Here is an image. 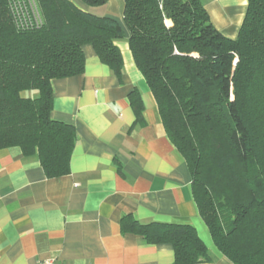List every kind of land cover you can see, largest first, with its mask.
I'll list each match as a JSON object with an SVG mask.
<instances>
[{
    "label": "trees",
    "instance_id": "obj_1",
    "mask_svg": "<svg viewBox=\"0 0 264 264\" xmlns=\"http://www.w3.org/2000/svg\"><path fill=\"white\" fill-rule=\"evenodd\" d=\"M35 1L41 24L28 27L0 0V150L37 158L48 179L69 175L77 133L52 118V83L84 73L88 45L121 79L116 43L127 39L215 247L233 264H264V0H248L235 39L214 26L201 0H123V24L71 0ZM130 103L142 124L140 95ZM121 231L172 246L173 264L213 260L191 225L126 215Z\"/></svg>",
    "mask_w": 264,
    "mask_h": 264
},
{
    "label": "crops",
    "instance_id": "obj_2",
    "mask_svg": "<svg viewBox=\"0 0 264 264\" xmlns=\"http://www.w3.org/2000/svg\"><path fill=\"white\" fill-rule=\"evenodd\" d=\"M71 1L123 24V0L101 7ZM201 2L214 26L237 38L248 0ZM116 45L124 61L121 79L88 45L84 73L52 83V118L77 133L69 175L48 179L37 158H26L20 148L0 150V264H173L172 246L122 233L126 215L142 224L191 225L212 255L204 264H233L199 214L190 170L167 136L127 39ZM134 92L142 101V124L130 103Z\"/></svg>",
    "mask_w": 264,
    "mask_h": 264
},
{
    "label": "built area",
    "instance_id": "obj_3",
    "mask_svg": "<svg viewBox=\"0 0 264 264\" xmlns=\"http://www.w3.org/2000/svg\"><path fill=\"white\" fill-rule=\"evenodd\" d=\"M12 5L13 13L19 19H23L24 26L40 25L41 19L38 13L35 0H9Z\"/></svg>",
    "mask_w": 264,
    "mask_h": 264
}]
</instances>
